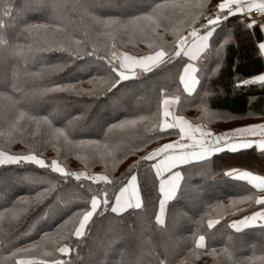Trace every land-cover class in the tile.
<instances>
[{"label": "trees", "instance_id": "1", "mask_svg": "<svg viewBox=\"0 0 264 264\" xmlns=\"http://www.w3.org/2000/svg\"><path fill=\"white\" fill-rule=\"evenodd\" d=\"M39 2L42 7L38 11L26 14L28 23L51 25V17L56 14L64 18V32L57 36L43 30L22 34L19 22L9 21L4 28L5 39L31 45L33 51L28 53L27 60L10 57L7 63L0 64V72L5 73L0 93L7 91L21 103L25 102L24 94H29L35 110L24 107L20 111L39 117L55 113L53 128L43 121L21 118L17 121L18 127L10 131L0 120V151L11 154L36 151L46 162L57 160L66 172L104 170L113 181L107 186L109 192L117 183H126L135 171L143 208L128 209L121 214L98 209L86 225L84 236H71L69 232L76 222V213L90 206L89 187L99 191L105 185L85 178L80 181L74 177L65 179L61 174L34 164L0 165V192L8 194L0 200V214H3L0 216V264H16L21 259H33L39 264L52 258L67 264H156L157 257L164 258L160 253L166 249L170 264H235L253 255L264 256L261 251L264 249V227L251 226L240 231L230 227L232 219L241 217L240 213L230 210L231 206L242 207L243 214L249 215L259 206L252 201L242 202V197L254 192L259 194L261 190L224 174L229 168H235L264 175V150L252 147L215 154L207 170L201 167L202 162L184 166L190 175L182 181L176 197L166 204L164 225L155 221L159 193L154 171L142 161L138 168L134 167L140 157L159 144L178 137L177 130L161 132L153 127L162 120L164 97H179L177 113L192 123L205 126L224 129L227 122L264 118V83L252 81L253 76L264 74V60L258 48L261 34L247 27L248 22L242 15L222 21L210 39L209 49H205L196 61L200 82L192 95L184 92L176 75L178 70L182 71L183 63V58H177L150 72L137 70L134 79L122 82L105 95L77 96L56 92L31 96L32 92L52 87L54 83L80 80L83 81L80 86L88 88V79L104 76L101 65L105 62L83 54L84 48L92 50L93 42L99 49L98 55L110 51L112 44L120 52L150 53L156 45L175 40L174 26L187 27L188 13L192 9L183 5L203 4L198 11L209 16L217 10L215 6L219 0H166L170 7L160 10L161 25L156 29L159 35L143 27L117 28L109 34L92 17L113 18L124 24L142 11L150 12L151 6L165 0H137L136 4H128L127 0H87L90 6L86 12L76 7L85 0H56L59 5L56 9L51 7V0ZM6 3L8 0H0V8ZM11 3L20 9L25 0H11ZM203 16L194 27L199 28L204 22ZM164 25H170L167 31ZM200 31L202 33L203 29ZM68 38L84 42L79 49L81 59L70 58L69 52L57 47L66 45ZM220 45L223 49L217 56L215 49ZM45 48L48 50H43ZM184 59L187 62V58ZM65 63L62 69L45 71L38 77L26 74ZM7 70H15L12 83L19 91L12 88V83L8 84ZM245 79L249 84L239 85V81ZM85 105L88 106L86 112ZM120 121L134 123L111 128ZM54 128H62L66 133L71 130L68 140L73 143L69 146L68 141L57 137ZM81 141L84 143H79ZM89 141L97 143L91 145ZM46 189L48 194L42 200L20 202L21 197L33 201L38 192ZM54 199L59 202L58 207L53 205ZM196 201L199 203L195 204ZM211 218L220 220L216 226L208 228ZM45 233L49 234L48 238L44 237ZM199 235L207 239L203 249L195 244ZM51 240L67 243L69 253L55 252ZM18 248H27L28 253L14 256ZM250 264H259V261Z\"/></svg>", "mask_w": 264, "mask_h": 264}, {"label": "snow or ice", "instance_id": "2", "mask_svg": "<svg viewBox=\"0 0 264 264\" xmlns=\"http://www.w3.org/2000/svg\"><path fill=\"white\" fill-rule=\"evenodd\" d=\"M128 4H136L137 0H127ZM90 5L85 0L84 3L77 4L76 7L83 11H87ZM42 7L39 0H25V5L16 9L13 7L11 0L5 4L3 8H0V64L7 63L10 57H20L22 59H28V53L32 52L31 45H21L12 42L10 39H5L4 28L9 21L14 24L18 23L19 30L22 34H34L41 30L49 32L53 36L60 35L64 32L63 22L64 18L54 14L51 19L53 23L49 24H30L26 19V14L30 11H38ZM51 7L56 9L59 5L56 0H51ZM170 7L166 2L155 3L151 6V11H142L141 15L133 16L130 20L121 24L120 21L108 18L101 19L98 17H92V20L101 25L109 34L114 33L117 28L128 27L137 28L143 27L146 31L151 30L153 34L159 35L156 32L161 25L159 13L161 9ZM182 7L192 9L188 13L187 27L181 25L174 26L176 31V38L174 41L167 44H158L152 48L150 54L144 56L129 55L128 52H120L116 50V45H111V50L105 52L103 55H98L99 49L93 42L91 44V51L87 48L83 49V54L88 57H96L97 60L105 62L101 65L105 75L102 77L92 76L88 79L87 83L90 85L88 88L81 87L83 81L77 80L75 83H54L52 87L40 89L32 92L31 96L44 95L46 93L56 92H70L75 93L77 96L89 95L98 96L110 93L122 82L134 79L137 75L136 69L139 68L144 72H150L152 69L158 66L176 61L177 58H183L182 71H177L176 75L180 83L183 84V90L187 93H192L197 89L199 81L197 80L196 65L193 61H197L201 53L205 49H209L210 38L213 36L215 29L221 24L222 21L228 20L229 17H233L237 14H242L247 17L253 9H258L259 13L264 16V0H219V3L215 6L216 11L209 16H203L202 12L198 9L203 8L204 5H183ZM203 16L204 22L199 24V28L194 27L198 20ZM257 24L256 19H252L251 23L247 27L251 28ZM170 25H164L165 31L169 29ZM264 28V24L260 25ZM200 29H203L201 33ZM84 42L81 40H72L68 38L66 45H57L59 50L67 51L70 53V58L75 57L81 59V46ZM73 45H75L73 47ZM260 49H264V43L259 45ZM223 49V45L216 48V54L219 56ZM43 50H48L47 48ZM187 58V62L185 59ZM67 63V62H66ZM65 64L50 65L47 69H41L39 72L26 73L32 77H38L45 71H58L66 66ZM15 78V70H7L8 84L12 83ZM5 79V73L0 72V82ZM252 81H259L264 83V74L255 75L252 77ZM249 80H240L239 85H247ZM12 88L19 91V88L15 83H12ZM208 94L205 93V96ZM178 101L180 98L175 97ZM24 103L15 99L14 95L5 91L0 93V120L8 125L9 130H13L18 127V119H31L35 122L43 121L48 124L49 128H53L52 120L55 113H49L47 116H31L27 112L20 111L21 108L28 107L30 111H34V107L31 106L29 94H24ZM115 103V100L113 101ZM203 103V100H202ZM171 104L169 99L163 101V119L154 128H158L161 132L168 129L177 130V135L180 139L164 143L161 146L148 152L146 155L140 157V161H137L134 167L138 168L140 162H144L147 167L154 171L155 178L158 182L159 193V211L155 214V221L159 225H164V214L166 210V204L176 197L178 189L181 186L182 181L186 175H190L185 171L184 166L190 165L191 162H202L201 167L205 170L208 169L211 158L215 154L221 152H239L241 150L252 148L257 142L254 139H249V136H255L256 130L260 129L264 132V123L253 124L247 127L234 128L229 131L220 133H213L212 131H203L201 128L193 129L192 126L184 120L183 117L177 116L171 111ZM88 106L85 105L84 111H87ZM226 118V117H225ZM132 121H120L119 124L111 125V128L125 127ZM194 132H199V138L194 136ZM54 133L57 137L62 138L64 141H68L69 146L73 141H69L68 137L71 135V130L67 133L62 128H54ZM185 140L189 141L186 143ZM79 143H84L83 141ZM91 145H95L96 141H89ZM259 147L264 150V141L260 142ZM28 165L34 164L40 168L50 169L51 171L61 174L65 179L68 177H74L75 180L80 181L81 178H85L93 183L102 182L105 187L99 191H92L89 187L90 193V206L76 213V222L73 224V230L69 232V235L75 237H82L85 234V226L89 220L93 217V214L98 209H102L107 212L109 209L111 213L121 214L128 209H142L143 201L140 191L137 187V175L135 171L132 172L127 182L123 181L117 183L115 187L109 192L110 186L113 181L108 175H94L86 172H66L57 160H51L46 162L36 151H29L27 154H9L6 151H0V165ZM183 170V171H182ZM248 173L251 176H258L264 178V175H254L251 171H241L235 168H229L224 174L228 177L236 178L239 180L247 181L255 189L261 190L259 194L252 193L250 196L242 197V202L252 201L259 206V210H251L249 215H244V208L232 205L230 210L234 213H240L239 219H232L230 227L239 231L241 228L249 225H259L264 227V183L254 182L250 178H247L244 174ZM24 179V178H22ZM83 188V185H81ZM48 194V190L38 192L33 201H29L27 197H21L22 203L38 202L42 200ZM7 192H0V200H4L7 197ZM54 206H59V202L53 200ZM13 215L17 213L13 212ZM3 214H0L2 216ZM218 223L215 220H209L208 226L212 227ZM67 224V221H65ZM64 227V225H61ZM163 230V229H162ZM45 238L49 237L48 233L44 234ZM205 236L200 235L195 240V244L199 248L204 247ZM54 246V251L67 255L70 248L67 243H59L56 240H51ZM28 249H16L13 255L27 254ZM163 259L157 257L156 264H170L168 259V250L160 253ZM259 261V264H264V256L250 257L248 260H237L235 264H250L251 261ZM16 264H36L35 260L21 259ZM39 264H67V262L52 258L51 260H42Z\"/></svg>", "mask_w": 264, "mask_h": 264}, {"label": "crops", "instance_id": "3", "mask_svg": "<svg viewBox=\"0 0 264 264\" xmlns=\"http://www.w3.org/2000/svg\"><path fill=\"white\" fill-rule=\"evenodd\" d=\"M249 2H251V0H249ZM257 2H258V0H257ZM253 10H258V9H253ZM252 10V11H253ZM239 15H242V14H239ZM243 17H245L244 15H242ZM246 19H248V24H250L251 23V20L252 19H256L257 20V24L256 25H253L252 26V28H253V30L255 31V32H259L260 34H261V36H262V38H261V40H259V42H258V48H259V53H260V55H261V57L263 58V60H264V49H260V47H259V45L261 44V43H264V28H261L260 27V25L261 24H264V19H258V17H253V16H251V13L247 16V17H245ZM211 39V38H210ZM126 50H123L122 52H125ZM126 52H128L129 53V55H133V56H144V55H148V54H150V53H142V54H134V53H131V52H129V51H126ZM202 54V53H201ZM193 63L196 65V68H197V71H198V65H197V62L196 61H193ZM137 70H139V68H137L136 69V71ZM141 70V69H140ZM197 80L200 82V80H199V76L197 75ZM198 85H199V83H198ZM198 85H197V87H198ZM181 86H182V89H183V84L181 83ZM196 91V90H195ZM194 91V92H195ZM185 92V91H184ZM194 92H192V93H187V92H185L186 94H188V95H192ZM169 99V102H170V104H171V111L172 112H174L177 116H180V117H183L184 118V120H186L191 126H192V128L193 129H196V128H201L203 131H212L213 133H220V132H224V131H229V130H231V129H234V128H239V127H247V126H249V125H253V124H261V123H264V118H259V117H254V118H249L248 120H243V121H234V122H227V126H225V128L223 129V128H219V127H217V126H215V125H211V126H205L204 124H201V123H192V122H190L185 116H183V115H181V114H178L177 113V106H178V103H179V100L177 101L176 99H175V97L174 96H167V97H164L163 98V100H162V111H163V101L165 100V99ZM162 119H163V117H162ZM194 134V136L196 137V138H199V136H200V133L199 132H194L193 133ZM249 139H254L257 143L253 146V147H255V148H257L258 150H261L260 149V147H259V144H260V142H262V141H264V132H262V130H260V129H257L256 130V135L255 136H249L248 137ZM178 139H180V137L178 136V137H175V138H172V140H167V141H165V142H162L161 144H159V146H161L162 144H164V143H170V142H173V141H176V140H178ZM185 142L186 143H189V141H187V140H185ZM159 146H157V147H159ZM156 147V148H157ZM192 163V162H191ZM241 171H248V170H241ZM253 173V172H252ZM254 175H259V174H255V173H253ZM244 181V180H243ZM247 182V181H246ZM248 183V182H247ZM137 187H138V184H137ZM138 189H139V187H138ZM259 190V189H258ZM141 194V193H140ZM142 198V197H141ZM259 210V209H258ZM209 220H215V221H218L219 222V218H211V219H209ZM208 220V221H209ZM218 223H216V224H214L212 227H209L208 226V222H207V226H208V228H213L214 226H216ZM251 226H259L258 224L257 225H249V226H246V227H243V228H241L240 230H243V229H245V228H247V227H251ZM86 227V226H85ZM234 230H236V229H234ZM239 230V231H240ZM237 231V230H236ZM200 236V235H199ZM198 236V237H199ZM203 236H205V235H203ZM198 239V238H197ZM206 245H207V239H206V236H205V241H204V247L203 248H205L206 247ZM199 248V247H198ZM203 248H200V249H203Z\"/></svg>", "mask_w": 264, "mask_h": 264}, {"label": "rangeland", "instance_id": "4", "mask_svg": "<svg viewBox=\"0 0 264 264\" xmlns=\"http://www.w3.org/2000/svg\"><path fill=\"white\" fill-rule=\"evenodd\" d=\"M140 1H142V2H145L146 0H140ZM244 19H245V21H247L248 22V20L244 17ZM140 70V69H139ZM138 70V71H139ZM137 72V71H136ZM9 154H11V153H9ZM74 172H86V173H88V174H94V175H107V173L104 171V170H99V171H86L85 169H80V170H75ZM83 178V177H82ZM198 204L199 202L198 201H196L195 202V204ZM183 223H185V222H183ZM28 260H33V259H28Z\"/></svg>", "mask_w": 264, "mask_h": 264}, {"label": "clouds", "instance_id": "5", "mask_svg": "<svg viewBox=\"0 0 264 264\" xmlns=\"http://www.w3.org/2000/svg\"><path fill=\"white\" fill-rule=\"evenodd\" d=\"M0 43H4V41H0ZM247 178H250L254 182L264 183V178L258 177V176H251L248 173L244 174ZM261 251H264V249H261ZM247 264V261L245 262Z\"/></svg>", "mask_w": 264, "mask_h": 264}, {"label": "built area", "instance_id": "6", "mask_svg": "<svg viewBox=\"0 0 264 264\" xmlns=\"http://www.w3.org/2000/svg\"><path fill=\"white\" fill-rule=\"evenodd\" d=\"M251 16H253V17H258V19H264V16H262L260 13H259V10H253L252 12H251ZM248 20V19H247Z\"/></svg>", "mask_w": 264, "mask_h": 264}]
</instances>
